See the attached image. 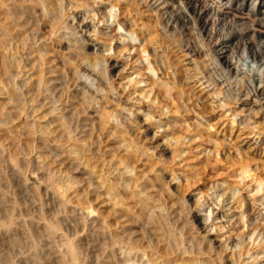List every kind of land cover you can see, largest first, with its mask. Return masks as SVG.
<instances>
[{
    "label": "rangeland",
    "instance_id": "rangeland-1",
    "mask_svg": "<svg viewBox=\"0 0 264 264\" xmlns=\"http://www.w3.org/2000/svg\"><path fill=\"white\" fill-rule=\"evenodd\" d=\"M1 1L0 6L2 7L0 8L10 13L8 8L20 0H4V3ZM26 1L30 4L38 2V0ZM79 1L63 0L62 2L60 10H63L62 14L68 17L70 21L76 15L77 17L92 16V13L95 11L92 10L93 4L90 3L94 0ZM96 1L98 2L96 6L102 8L105 13L107 12L106 14L110 12L112 4L119 6L111 10L112 14L116 12V18L110 15L108 17L110 27L105 29V32H109L111 36L115 35L114 40L111 42V45H114L111 50L107 42L109 40H106L107 36H97L93 32L91 33L92 35L88 32L84 36L88 40L89 45H85V43L81 44L80 34H78L79 38L76 36L75 39L71 35H68L71 37V41L68 42V38L62 36L66 32L64 29L60 30L59 36L62 37L58 40L54 39L51 43L48 33L50 28L48 27L53 23L54 17L53 13H50L52 11H47V8L42 5H38L35 8V13H33L35 19L33 18V21L26 25L27 30H22L21 32L24 36H27V34L32 35L31 28H35L40 36H44L45 38L47 36L49 39L47 41L48 49L51 50L52 56L55 51V53L57 51L65 53L66 56L69 55V52H73L77 56L78 52L85 49V51L90 52L91 58L94 61L98 59L99 64H96L98 66H95L94 70L98 71L99 75L95 72L91 77L94 81L91 78L88 81L93 82L92 84L90 83V86L96 90L98 87L97 79L101 80L103 78V84L106 85H103V91L106 94L104 93L105 95H103V91H101L102 93L99 92L101 95H97V100L99 99L98 101H100V98H103L104 101L101 99L100 103L95 100L93 101L95 104L93 102L91 104L96 105L100 109L101 104L107 107L111 103L114 107H118V109L116 107V110L119 112L118 115L122 114L124 116L121 115V118L119 117L121 121L126 122L127 119L129 120L127 124L129 123V126H132V135L139 140L142 151H149L143 155L144 157H141L140 163H137L139 169H144L143 171L148 174L147 188L144 190L145 193L143 190H140L142 189L140 186L135 188L132 185L131 188H128V180L133 174L132 172H127L122 166L119 173L122 174L124 172L123 176L125 178L119 179L121 180L119 183L121 182V189L125 188L123 191L124 201H119L121 204H116L119 199L116 201V198L112 199L107 193L105 186L103 188L99 173L102 169L105 172L108 168L106 165H108V161L110 160L106 162L105 160L112 159V156H104L105 150L113 154L112 148L114 147L105 135L99 136L97 133L95 138L88 135L86 137L87 140L81 142L82 144L92 142V149L96 155V159L99 158V168H102L99 171L93 168L94 162L91 165H86V163L83 165L82 163L85 162V158L83 161L78 159L76 151L72 156L73 152H71V149L75 150L73 145L67 147L66 151H52L50 149L52 145H54L53 147L57 146L54 140L57 132L53 133L52 130L55 129L57 121L63 117L64 112L56 113V115L54 113L47 114L51 111L49 108L52 106L48 104L45 106L46 108L43 107L47 113L42 112L43 109L34 113L29 104L23 107L19 101L11 98V91L19 90L28 99L30 95L29 91H27L28 86L30 83L35 82L36 77L33 75L32 65L29 63V66L25 68V75L21 73L17 76V70L10 67V70L3 75L5 82L0 81V264H124L125 260L122 257L119 246H124L125 244L135 245L137 255H139L136 258L137 264L141 263L139 259H144L145 263L149 261L150 258L147 255L144 256L145 250L150 257L156 256L167 259L170 264H263L264 252L260 254L258 260H254L253 258L257 254L256 252H259L257 244L260 240H257L256 246L252 244L247 245L249 237L246 239L248 236V233H246L243 237L245 243L247 242L246 246H244L245 253L242 256V261H238L240 246H237V250L234 251V244L239 245L237 239H235L237 235L235 233L230 234L227 230L232 227L235 219H239L241 213L244 211L243 207L238 208L239 205L234 200L241 194L246 196V192L248 191L247 195H250L256 187L254 182H249L251 180L250 177L245 180L249 182L246 186L242 177L238 176L240 164L248 161V171H251L255 176H260L264 182V91H260L258 95L254 94L256 89L260 90L264 87V52L262 53V58H256L249 49L243 48V43L238 45L236 44V40L233 41L232 46H230L231 50L229 51V55H232L231 65L226 64V62L224 63V66H227L230 70L228 72L221 63L224 59H219L215 55L216 53L212 51L218 50L222 45L217 44L210 47L205 36L201 33L200 26L191 18L181 0H166L169 3L168 6L164 3L158 5L159 2L154 3L155 0ZM226 2L227 0H208L213 9H218L222 13L225 12L227 16L225 21L220 22L216 27V30L221 31L220 33L223 35L230 34V31L240 32L244 36V41L252 42V44L257 46L264 45V24L261 21L262 19H258L262 15L260 13L257 14L259 7L264 9V0H230L227 4ZM237 5L239 6L236 8ZM177 9L184 15L186 24L175 18L174 10ZM240 10L243 12L241 14L243 18L234 17L233 13ZM91 18L88 17V22L91 21ZM97 19L98 17H95L96 22H99ZM118 21L125 23V26H119ZM72 22L74 23V21ZM99 24L100 27H103V23L99 22ZM16 29L19 30L20 27L16 26ZM44 31L46 32L44 33ZM120 33L126 35L128 40L138 36V39L134 40L133 43L140 48V51L146 45L147 51L142 53L140 51L136 52L135 50L128 51L124 49L123 52H117L118 49H115V46L118 44L120 45V49H123V44H120V40L117 43L115 41L119 39ZM93 46H95V50ZM107 47L108 50H106ZM5 52L0 51L1 72L5 70L4 65H11L10 60H14L15 56L19 60L26 56L23 51H19L18 55H9ZM76 59H78V56ZM107 62L108 65H105ZM85 64L86 62L83 60V66H90L88 63ZM74 65H72V72L69 71L73 77L75 76V81L77 78L85 80L86 78L84 77L83 79V77L77 75L78 73L74 74ZM62 70L63 76L69 72L64 71V69ZM140 73H144L141 75L149 74L155 81L161 77V81L169 82L173 89L171 93L174 95V98L176 96L175 101L177 102L181 98L178 103L180 110H182L175 114V118L171 117L173 114L169 113L168 108H165L166 106H162L163 98L158 93V89L152 88L149 83L147 84L148 81L136 83L141 78ZM47 77H51V75H47ZM208 80L216 82L217 85L211 84ZM113 88L116 90H113ZM151 88L154 90L150 94L152 98L150 96L143 98L144 96L141 92L143 90L149 91ZM4 89L6 93L2 92ZM180 90L182 91L180 92ZM216 90L217 92H215ZM70 92H74L75 95L79 93L74 90V87L70 89ZM87 95L90 96L89 93ZM158 95L159 98H162L160 102L158 100L152 102V99L156 96L158 97ZM8 97H10V100ZM72 101L76 106L75 102L77 99L73 98ZM111 104L107 109L114 108L110 107ZM148 106H151V110ZM74 110L76 109L73 108V112ZM152 111L153 113H151ZM131 112L133 114L130 115V120L127 114H131ZM95 113L97 112L94 109H88L87 113L83 116L90 117V119L95 118L97 121L99 113ZM59 114L62 115L60 116ZM152 114H155L153 118V122L155 121L154 126L148 120ZM38 119L42 122H39ZM174 119L176 120V124L175 130L172 131L168 126L174 124ZM111 121H113L111 122L112 124L117 123L116 118L111 119ZM167 121H169V125L166 124ZM133 122L137 125L135 123L131 125ZM26 129L30 131L27 132L28 134L26 133ZM29 134L30 136H28ZM173 135L174 137L179 136L180 139L178 141L180 142L174 139ZM104 139L108 140L105 141ZM100 145L102 146V150H100ZM37 148L38 151L36 150ZM116 161L114 158L111 164ZM104 164L105 166H103ZM89 166L92 167L89 168ZM81 168L84 169L81 170ZM119 173L115 171L111 175L106 173L105 176H108L112 180L115 175L116 177L118 176L117 178H120ZM182 177L184 178L183 180L181 179ZM187 181H189V186ZM63 183L64 185H62ZM57 187H61L62 189L59 188L58 191ZM242 188L245 191L241 190ZM63 189L64 191H62ZM65 189L68 190L66 191ZM163 189L166 191H163ZM185 189L188 190L185 191ZM163 192L166 196L165 194L163 195ZM60 194L64 195L61 196ZM99 197L100 199H98ZM147 197H149L148 200ZM167 197H171L172 199L169 198L171 199L169 200ZM82 198L89 201L85 200L88 205L84 202L87 207H89L90 203H93V207L97 208L95 215H86L88 209L85 207ZM141 198L146 201L144 203L138 202ZM113 200L115 203H113ZM147 201L150 202L148 203ZM259 202L255 205L256 208L253 207L251 213L257 219V225L264 227V208L258 206ZM81 204H84L85 208ZM137 204L138 207H136ZM173 204L174 206H172ZM152 205H155L154 207L156 208ZM187 214H189V218ZM237 215L238 217H236ZM192 216L195 217L193 218ZM246 219L244 218V222H246ZM163 223L166 227L161 225ZM220 224L226 225V230L224 228L220 232L219 227H217ZM240 230L247 232V226ZM257 233L255 236H257ZM169 239H171L170 241H174L175 246L173 245V241L172 244L170 242L167 243ZM201 246L202 248H200ZM137 248L142 252L140 251L141 253H139ZM249 248L250 252L248 253L247 249ZM196 259L197 261H195Z\"/></svg>",
    "mask_w": 264,
    "mask_h": 264
},
{
    "label": "bare ground",
    "instance_id": "bare-ground-1",
    "mask_svg": "<svg viewBox=\"0 0 264 264\" xmlns=\"http://www.w3.org/2000/svg\"><path fill=\"white\" fill-rule=\"evenodd\" d=\"M3 3H4V0H2ZM1 1V2H2ZM66 1V0H65ZM79 1V0H78ZM91 1V0H90ZM93 1V0H92ZM95 1V2H94ZM93 2H90L92 3V10H95L94 13H92V16H84V17H77L76 16H73L72 20L70 21L68 19V17H66L64 14H62L63 10L61 11L60 9L62 8V2L63 0H38V2H34V4H30L28 3L26 0H20L18 3H15L13 4L11 7H9V12H5L2 8H0V51H6L5 53L9 54V55H18L19 51H23V53H25L24 55L25 58L23 57L22 59L20 58L17 59L15 56L13 59L14 60H10L11 62V65H4L5 67V70L3 72L0 71V81L1 82H5L4 81V77L3 75L6 74L9 70H10V67L11 69H16L17 70V76H19L21 73H23L24 75L26 74L25 72V68H27L29 66V64H31V68L33 70V75L36 77V80L35 82L33 83H30L29 86H28V90L29 91V98L26 99L25 97V94L23 92H19V90H13L11 91V98H14L16 99L17 101L20 102L21 106H25L27 104H29L30 107H32V110L34 113H36L37 111H39L40 109H43V107L47 106L48 104H51L52 106L49 108L51 109L50 112H46V110H42V112H46L47 114H55L56 113H62L64 112V115L63 117H61L58 121H57V125L55 127L53 131L54 132H57V135L55 136V142L57 144V146L53 147L54 145H52V148H50L52 151H58V150H64L66 151L67 150V147L69 146H72L75 148V150H72L71 149V152H73L72 156L74 155V152L76 153V156L78 157V159H80L81 161H83V159L85 158V162L82 163L83 165L86 163V165H91L92 162L95 163L94 167L95 169H97V171L101 170L99 168V158L96 159V155L92 149V142L88 143V144H82L81 142L82 141H86V137L88 135H90L92 138H95L96 137V134L98 133V135H102V136H106L109 138V142H111V144L114 145V147L112 148V153H110V151H106L105 150V155L104 156H112L111 158L112 159H107L105 160L108 161V165H106L107 170H104L102 169L101 172L99 173V178H101V182H102V186L104 188L107 189V193L111 196L112 199L116 198L115 201L117 199H119L116 204H121L119 201H124V198H123V194H124V189H121L120 187V183L119 181H121L122 177H124V172L119 173L120 172V167H124V169L127 170V172H132V176L129 178V184L127 185L128 188H131L132 185L136 187H141L142 189L140 190H145V188H147V183H148V174L145 173V171H143L142 169H139V165H137V163L140 161L141 157L144 155V154H147V152H149L148 150L147 151H142V148L140 146V143H139V140H137V137H133L132 135V132H131V127L132 126H129V123L127 124V121H129L127 119L126 122L124 121H121L119 119V117L122 115L119 116L118 115V110H116V107H114L113 104L109 103V105L111 104L110 107H114L113 109H107V107L109 105H106L105 106H102L101 104V110L98 109L96 107V105H94L95 103L93 101H98L97 100V95L100 94L99 92L103 91L104 90V86L105 84H103V78L100 79H97L98 80V87L96 90L93 89V87H91L90 85L93 83L89 82V78H91L95 72H97L98 74V71H95L94 70V67L95 66H98L96 64H99V62L97 61L98 59L96 58V54H95V58L97 59L96 61H94L91 57V54L90 52L88 51H85V49L81 52H78V59L75 60V58L77 56H75L76 54H74L73 52H69V55L66 56V54L64 53H59L57 51V53L54 52V55L52 56V52L50 49H48V42L49 39H51V43L54 39H59L61 38L62 36L64 38H68V42L71 41V37L68 36V35H71L72 38L74 37V39L76 38H79L78 37V34H80V38L82 40L81 44L82 43H85L89 45V42L88 40L86 39V37L84 38V36L87 35L88 32H90L89 34H91L93 32V34L95 33L97 36L98 35H106V40H109L107 41L109 44V47H110V50L111 48H113V46L111 45V42L114 40V36H111L109 32H105V29L109 28L110 25H109V20H108V17L110 15L114 16V18H116L115 16V13L112 14L111 13V10L115 7H119L117 6V4H112L111 8H110V14H106L105 11L102 9V8H98L96 5H98L97 1L94 0ZM103 1V0H102ZM116 1V0H115ZM212 1V0H211ZM230 0H227V2H229ZM257 1V0H256ZM9 2V1H8ZM80 2V1H79ZM118 2V1H116ZM133 2V1H132ZM158 5L160 4H165L166 6L169 5V3L166 1V0H163L160 2V0H155L154 3H158ZM181 2L185 5L186 9L188 10V13L189 15L191 16V18L195 21L196 24H198L200 26V30H201V33L205 36V39L207 40V43L210 45V47H212L211 45H217V44H221L222 46L218 49V50H212L213 52H215L216 56L220 59H224V61H222V65L224 68L227 69V71L229 72L230 70L227 68V66L225 67L224 66V63L226 62V64L228 65H231V62H232V55H229V51L231 50L230 49V46H232V42L236 40V44L240 45L241 43H243V48L245 49H249L251 51V53L256 57V58H262V53L264 52V45H255V44H252V42H246L244 41V36L242 33L240 32H231L230 31V34L228 35H223L222 33H220L219 31L216 30V27L220 24V22H224L225 21V18H227L225 12L222 13L220 10L218 9H213L212 6H210V4L208 3V0H181ZM226 2V4H227ZM147 3V2H146ZM211 3V2H210ZM10 4V3H9ZM87 4V3H86ZM140 4V3H138ZM255 4V3H254ZM260 4H262V2H260ZM38 5H42L43 7L45 6L47 8V11H52L50 13H53V23L50 25V28L48 33H49V39L46 38L43 36H40L39 32L37 31V29L35 30V28H31L32 29V35L31 34H27V36H24L22 34V30H27L26 28V25L27 24H30L32 21H33V13H35V8L38 6ZM84 5V4H83ZM102 5V4H101ZM119 5V4H118ZM121 5V4H120ZM124 5V4H123ZM129 5V4H128ZM137 5V4H136ZM135 5V6H136ZM72 6V5H71ZM239 5L236 6V8L238 7ZM2 7V6H0ZM74 7V6H73ZM72 7V8H73ZM76 7V6H75ZM77 8V7H76ZM126 8V7H125ZM129 8V6H128ZM127 8V9H128ZM165 8V7H164ZM163 8V9H164ZM167 8V7H166ZM40 9V8H39ZM88 9V8H86ZM42 10V9H41ZM131 10V9H130ZM233 10V9H232ZM237 10V9H235ZM234 10V11H235ZM241 10H243L241 8ZM236 11L235 13H233L232 11H229L230 13H233L234 17H239V18H243L241 14H243L242 11ZM40 11V10H39ZM66 11V10H65ZM88 11V10H87ZM129 11V10H128ZM132 11V10H131ZM38 12V11H37ZM46 12V11H45ZM67 12V11H66ZM89 12V11H88ZM173 12V11H172ZM171 12V13H172ZM228 12V13H229ZM252 12H254V10H252ZM87 13V12H86ZM227 13V14H228ZM260 13L262 16H260V18L258 19H262L261 21L263 22L264 24V9H261L260 7L258 8V11H257V14ZM41 14V13H40ZM45 14V13H44ZM125 14V13H124ZM139 14V13H138ZM173 14V13H172ZM253 14V13H252ZM12 15V16H11ZM68 15V14H67ZM89 15V14H88ZM117 15V14H116ZM141 15V14H140ZM139 15V16H140ZM174 15H175V18L176 19H179L181 20L184 24H186L185 22V19H184V15L182 14L181 11H179L178 9L177 10H174ZM173 15V16H174ZM254 16V15H253ZM256 16V15H255ZM38 17V16H37ZM40 17V15H39ZM44 17V16H43ZM88 17H92L90 20V22H88ZM95 17H98L97 21H99L101 24L103 23V27H100V24L99 22H96L95 20ZM48 18V17H47ZM52 18V17H51ZM50 18V19H51ZM170 18V17H169ZM35 19V18H34ZM49 19V18H48ZM47 19V20H48ZM71 19V18H70ZM234 19V18H233ZM18 20V21H17ZM44 20V19H43ZM46 20V19H45ZM52 20V19H51ZM75 20H76V23H75ZM189 20V19H188ZM191 20V19H190ZM235 20V19H234ZM247 20V19H246ZM74 21V23L72 22ZM124 21V20H123ZM45 22V21H44ZM231 22V21H230ZM232 22H234L232 20ZM236 22V21H235ZM46 23V22H45ZM49 23V21H48ZM117 23V22H116ZM127 23V22H126ZM134 23V22H133ZM144 24V23H143ZM239 24V22H238ZM47 25V24H46ZM118 25L119 26H125V23L121 22V21H118ZM134 25V24H133ZM262 25V24H261ZM15 26V27H14ZM16 26H19L20 29L17 30L16 29ZM35 26V25H34ZM43 26V25H42ZM182 27V26H181ZM39 28V27H38ZM44 28V27H43ZM47 28V29H48ZM93 28V29H92ZM124 28V27H123ZM127 28V27H126ZM183 28V27H182ZM262 28V27H261ZM61 29H64L66 30V32H64V34H62V36L60 37V30ZM92 29V30H91ZM34 30V32H33ZM71 30V31H69ZM40 31V30H39ZM108 31V30H107ZM136 31V30H135ZM46 31H44L45 33ZM63 32V31H61ZM30 33V32H29ZM42 33V32H41ZM118 33V32H117ZM129 33V32H128ZM43 34V33H42ZM94 34V35H95ZM133 34V33H132ZM187 34V33H185ZM92 35V34H91ZM117 36V35H116ZM136 38H132L131 40H128L126 38V35H124L123 33H120L119 34V39L118 40H115L116 43L120 40V44L122 43L123 44V49L121 48L120 49V45L116 44L117 46H115V49L117 48V52H123V50H128V51H132V50H135L136 52L137 51H140L139 47H137L133 41L134 40H137L138 36H135ZM101 38V37H100ZM116 38V37H115ZM48 39V40H47ZM103 39V37H102ZM67 40V39H66ZM80 40V39H79ZM154 40V39H153ZM150 41V40H148ZM156 41V40H155ZM18 42V44H17ZM78 42V41H77ZM165 42V41H164ZM73 43V42H71ZM92 43V42H91ZM94 43V42H93ZM163 43V42H162ZM83 45V44H82ZM92 45V44H91ZM98 45V44H97ZM145 45V44H144ZM158 45V44H157ZM207 45V46H209ZM64 46V45H63ZM70 46V45H69ZM142 46V45H141ZM50 47V46H49ZM99 47V46H98ZM148 47V46H147ZM53 48V47H52ZM70 48V47H69ZM72 48V47H71ZM76 48V46H75ZM94 50H95V46H93ZM46 49H48V51H46ZM74 49V48H73ZM77 49V48H76ZM80 49V48H79ZM211 49V48H209ZM60 50V49H59ZM63 50V48H62ZM101 50V49H100ZM108 50V47L107 49ZM236 50V49H235ZM74 51V50H73ZM92 51V50H91ZM127 51V52H128ZM146 52V45L143 46L141 48V51L140 52ZM76 52V51H75ZM125 52V51H124ZM170 52V51H169ZM127 54V53H126ZM164 54V53H163ZM166 54V53H165ZM1 55V53H0ZM155 55V54H154ZM21 56V55H20ZM98 56V55H97ZM112 56V55H111ZM94 57V55H93ZM101 57V56H100ZM140 58H142L141 55H139ZM143 59V58H142ZM168 59V57H167ZM9 60V59H8ZM59 60V62H58ZM78 60V61H77ZM85 61L86 64L88 63V65L90 66H83L82 65V61ZM105 60V59H104ZM103 61V60H101ZM137 61V59H136ZM143 61V60H142ZM9 62V63H10ZM144 62V61H143ZM149 62V61H148ZM2 63V62H1ZM29 63V64H28ZM116 63V62H115ZM141 63V62H140ZM6 64V63H5ZM60 64V65H59ZM73 64H75L74 66V69L73 70L76 74L78 73L77 75H80V77H84L86 78L85 80H81L80 78H77V80L75 81V76L73 77L71 75V72H72V69H73ZM85 64V65H86ZM168 64V63H167ZM176 64V63H175ZM39 65V66H38ZM105 65H108V62L107 64ZM149 65V63H148ZM170 65V64H169ZM168 65V66H169ZM196 65V64H195ZM1 66V65H0ZM167 66V67H168ZM198 66V65H197ZM151 67V66H149ZM173 68V67H172ZM4 69V68H2ZM62 69H64V71L66 70L68 72L67 75L63 76L62 72L63 71ZM104 69V68H103ZM102 69V70H103ZM110 70V69H108ZM141 70V69H140ZM14 71V70H13ZM28 71V70H27ZM106 71V70H105ZM111 71V70H110ZM152 71V70H151ZM155 71V70H154ZM199 71V70H198ZM16 72V71H15ZM107 72V71H106ZM145 73V72H144ZM144 73H140L141 74H144ZM203 73V72H202ZM9 74V73H8ZM28 74V73H27ZM73 74V75H74ZM29 75V74H28ZM47 75H51V77H47ZM99 75V74H98ZM139 75V76H140ZM147 75V73H146ZM146 75H141L139 80L136 81V83H140L142 81H148L147 84L149 83V85L155 89H158V93L161 95V97L163 98V105L162 106H166L165 108H168L169 110V113L170 114H173L171 117L175 118V114L181 112L180 110V105H179V101H175V98L173 97L174 95H172L171 93V90L172 87L170 86L169 82L167 81H161L160 78H158V80H154L151 76H149V74L146 76ZM107 76V75H106ZM175 76V75H174ZM30 77V75H29ZM102 77V76H101ZM105 77V75H104ZM192 77V76H191ZM205 78V76H203ZM7 79V78H6ZM16 79H19V78H16ZM15 79V80H16ZM33 80V78H31ZM93 78H91L92 80ZM106 79V78H105ZM109 79V77H108ZM107 79V80H108ZM10 80V79H9ZM8 80V81H9ZM132 80V79H131ZM163 80V79H162ZM182 80V79H181ZM34 81V80H33ZM94 81V79L92 80ZM133 81V80H132ZM209 82H211L210 80H208ZM19 82V81H18ZM96 82V80H95ZM94 82V84H95ZM12 83V82H10ZM26 83V82H25ZM91 83V84H90ZM105 83V82H104ZM180 83V82H179ZM173 84V83H172ZM183 84V83H182ZM211 84H214V85H217L216 82H211ZM219 84V83H218ZM15 85V84H14ZM17 85V84H16ZM138 85V84H136ZM183 85H186V84H183ZM12 86V85H11ZM106 86V85H105ZM74 87V90L76 92H79L78 94L76 93V95L74 94V92H70V89ZM215 87V86H214ZM150 89L149 91H144L141 92L143 94V98H146V97H149L150 94H152V90L153 89ZM261 88V87H260ZM23 89V88H22ZM115 88H113L114 90ZM135 89V88H134ZM142 89V88H141ZM176 89V88H175ZM182 89V87H181ZM111 90V89H110ZM116 90V89H115ZM146 90V89H145ZM73 91V90H72ZM154 91V90H153ZM182 90H180L181 92ZM260 91H264V87H262L260 90H257L256 89V92L254 94H257L260 92ZM4 93L5 92V89L2 91ZM9 92V91H8ZM47 92V93H46ZM179 92V91H178ZM217 92V90L215 91ZM10 93V92H9ZM89 93L90 96H88L87 94ZM102 93V92H101ZM106 92L103 91V95H105ZM149 93V94H148ZM157 93V94H158ZM183 93V92H182ZM181 93V94H182ZM186 93V92H185ZM214 93V92H213ZM221 93V92H220ZM178 94V93H177ZM252 94V93H251ZM101 95V94H100ZM99 95V97H100ZM176 95V94H175ZM183 95V94H182ZM214 95V94H213ZM217 95V93H216ZM78 96H81V97H78ZM92 96V97H91ZM78 97V98H77ZM92 98V100H90V98ZM103 97V96H101ZM108 97V96H107ZM105 97V98H107ZM151 97V96H150ZM159 98V95L158 97L156 96L155 98L152 99V102L158 100L160 102V99L162 98ZM260 97V96H259ZM10 97H8L9 99ZM73 98H76L77 101L75 102L76 103V106L74 103H72V99ZM139 98V97H138ZM152 98V97H151ZM101 99L103 98H100V101ZM109 99V98H108ZM133 99V98H132ZM142 99V98H141ZM10 100V99H9ZM119 100V99H118ZM138 100V99H137ZM140 100V99H139ZM146 100V99H145ZM178 100V99H177ZM189 100V99H188ZM14 101V100H13ZM98 101V102H100ZM104 101V99L102 100ZM106 101V100H105ZM94 103V104H91V103ZM97 102V103H98ZM108 102V100H107ZM109 102H111L109 100ZM151 102V103H152ZM101 103V102H100ZM99 103V104H100ZM114 103V101H113ZM105 104V103H104ZM103 104V105H104ZM107 104V103H106ZM115 104V103H114ZM28 106V105H27ZM26 106V107H27ZM125 106V105H124ZM147 106V105H146ZM161 106V105H160ZM145 107V106H144ZM149 109L151 110V106H148ZM154 107V106H153ZM158 107V106H157ZM21 108V107H20ZM19 108V110H20ZM28 108V107H27ZM46 108V107H45ZM73 108H75L76 110H74L73 112ZM127 108V107H126ZM18 109V108H17ZM88 109H94L97 113H99V116L97 115V118L98 120L96 121V119L92 118L90 119V117H84L83 115L87 113ZM118 109V107H117ZM128 109V108H127ZM18 110V111H19ZM153 110V109H152ZM17 111V110H16ZM131 111V110H130ZM155 112V110H153ZM153 111L151 113H153ZM164 111V109H163ZM32 112V113H33ZM41 112V113H42ZM123 112V111H121ZM161 112V111H160ZM168 112V111H167ZM184 112V111H183ZM31 113V114H32ZM95 113V114H97ZM168 113V114H169ZM240 113V112H239ZM19 114V112H18ZM25 114V113H23ZM92 114V113H91ZM133 112H131V114H127L128 115V118H130L131 120V116ZM165 114V113H164ZM163 114V115H164ZM182 114V113H181ZM60 115V114H59ZM62 115V114H61ZM60 115V116H61ZM78 115V116H77ZM162 115V116H163ZM179 115V114H178ZM236 115H238L236 113ZM16 116V115H15ZM22 116V115H21ZM27 116V115H26ZM33 116V115H32ZM38 116V115H37ZM47 116V115H46ZM59 116V117H60ZM123 116V115H122ZM155 114H152L148 120L150 121V123L154 126L155 124V121L153 122V118H154ZM17 117V116H16ZM25 117V116H24ZM58 117V116H57ZM124 117V116H123ZM158 117V116H157ZM116 118L117 119V123L116 124H112L111 122V119H114ZM121 118V117H120ZM126 118V117H125ZM156 118V117H155ZM168 118V117H167ZM166 118V119H167ZM180 118V117H179ZM172 119V118H171ZM39 120V119H38ZM120 120V121H119ZM123 120V119H122ZM164 120V119H163ZM163 120H161L163 122ZM37 121V120H36ZM44 121V120H43ZM48 121V120H47ZM116 121V120H115ZM137 121V120H136ZM143 121V120H142ZM174 121V124L171 126H168L170 127V129L172 131L175 130V119L173 120ZM242 121V120H241ZM38 122V121H37ZM39 122H42L39 120ZM183 122V120H182ZM247 122V121H246ZM24 123V122H23ZM30 123V122H29ZM34 123V122H33ZM135 122H133L131 125H133ZM178 123V122H177ZM180 123V122H179ZM43 124V123H42ZM136 124V123H135ZM169 125V121H167V123ZM181 124V123H180ZM23 125V124H21ZM37 125V124H36ZM44 125V124H43ZM137 125V124H136ZM157 125V124H156ZM40 126V125H39ZM47 126V125H45ZM48 126H50L48 124ZM151 126V125H150ZM263 126V125H262ZM137 127V126H136ZM146 127V126H145ZM167 127V126H166ZM248 127V126H247ZM18 128H20L18 126ZM27 128V127H26ZM40 128V127H39ZM47 128V127H46ZM22 129V128H21ZM143 129V128H142ZM113 130V131H111ZM134 130V128H133ZM139 130V129H138ZM141 130V129H140ZM165 130V129H164ZM198 130V129H197ZM107 131H111V132H107ZM143 131V130H142ZM141 131V132H142ZM149 131V130H148ZM187 131V130H186ZM21 132V131H20ZM27 132H30V131H27L26 129V133ZM144 132V131H143ZM178 132V131H177ZM191 132V131H190ZM194 132V131H193ZM25 133V134H26ZM50 133V132H49ZM21 134V133H20ZM24 134V133H23ZM28 134V133H27ZM184 134V133H183ZM21 136V135H20ZM30 136V134L28 135ZM26 136V137H28ZM32 136V135H31ZM77 136V137H75ZM189 136V135H188ZM195 136V135H194ZM50 137V136H49ZM90 137V139H91ZM140 137V135H139ZM166 137V136H165ZM174 137V135H173ZM33 138V137H32ZM47 138V136H46ZM186 138V137H185ZM193 138V137H191ZM26 139V138H25ZM38 139V138H37ZM174 139H176L177 141L180 139L179 136H176L174 137ZM173 139V140H174ZM31 140V139H30ZM34 140V138H33ZM43 140V138H42ZM54 140H51V141H54ZM93 140V139H92ZM105 140V139H104ZM108 140V139H107ZM105 140V141H107ZM172 140V139H171ZM169 141V140H168ZM35 142V140H34ZM142 142V141H140ZM171 142V141H170ZM169 142V144H170ZM180 142V141H178ZM51 143V142H50ZM101 144V143H100ZM104 144V143H103ZM109 144V143H108ZM143 144V143H142ZM181 144V143H180ZM46 145V144H44ZM43 145V146H44ZM110 145V144H109ZM111 145V146H113ZM173 145V144H172ZM27 146V145H26ZM42 146V145H41ZM104 146V145H103ZM170 146V145H169ZM174 146V145H173ZM172 146V147H173ZM179 146V144H178ZM49 147V146H47ZM98 147V146H97ZM100 150H102V146L100 145ZM105 147V146H104ZM157 147V146H156ZM181 147V146H180ZM179 147V148H180ZM155 148V147H154ZM29 149V148H28ZM31 149V148H30ZM46 149V148H45ZM97 149V148H96ZM95 149V150H96ZM105 149V148H104ZM145 149H148V148H145ZM181 149V148H180ZM32 150V149H31ZM35 151V149H33ZM38 151V148L36 149ZM47 150V149H46ZM49 150V149H48ZM155 151V150H154ZM158 151V150H157ZM163 151V150H162ZM43 152V151H42ZM55 153V152H54ZM67 153V152H66ZM65 153V154H66ZM218 153V152H217ZM216 153V154H217ZM60 154V153H59ZM71 155V153H69ZM151 154V153H149ZM154 154V153H153ZM39 155V154H38ZM58 155V154H57ZM155 155V154H154ZM177 155V153H176ZM68 156V154H67ZM85 156V157H84ZM61 157V156H60ZM71 157V156H70ZM99 157V156H98ZM144 157V156H143ZM152 157H154L152 155ZM151 157V158H152ZM54 158V157H53ZM57 158V157H56ZM67 158V157H66ZM105 158V157H104ZM114 158L115 160H117L115 163V167H114V163L111 164L113 161H114ZM38 159V158H37ZM231 159V158H229ZM67 160V159H66ZM146 160V159H145ZM52 161V160H51ZM148 161V160H146ZM241 161V159H240ZM65 162V161H64ZM238 162V161H237ZM248 162V161H247ZM247 162L245 161L244 163H241L240 164V167H239V175L240 177H242V180L244 181V184L247 186L248 183L250 182H254L256 184V187H255V190L249 195H247V193L249 192H246V196L241 194L239 197H237L236 201L238 203V208L239 207H243L244 208V211L241 213L239 219H235L234 223L232 224V227L231 228H228L227 232H230L231 233H235L237 235V241L239 243V245H235L234 244V251L237 250V246H240L239 247V256H238V261H242V256L244 255L245 253V250H244V246H246V243H245V240L243 239L244 235L246 233H248V236L246 237V239L249 237V240H248V243L247 245H255L257 240H260V242L257 244L259 246V252H256L257 254L253 257L254 260H258L260 258V254L264 252V227H261V226H258V221L257 219H255L252 215V211H253V207H255V205L259 202L258 206H260L261 208H264V185H263V179L260 177V176H255L254 174L251 173V171H248L247 167H248V164ZM79 163V161H78ZM140 163V162H139ZM144 163V162H142ZM146 163V162H145ZM151 163V162H149ZM246 163V164H245ZM62 164V163H61ZM60 164V165H61ZM69 164V163H68ZM103 164V162H102ZM100 164V165H102ZM106 164V163H105ZM105 164L103 166H105ZM142 165V164H140ZM146 165V164H145ZM149 165V164H148ZM251 165V164H249ZM63 166V165H62ZM68 166V165H67ZM66 166V168H67ZM72 166V165H71ZM70 166V167H71ZM237 166V165H236ZM69 167V169H70ZM92 167V166H89V168ZM251 167V166H250ZM55 168V167H54ZM249 168V167H248ZM52 169V168H51ZM68 169V170H69ZM79 169V168H78ZM84 169V168H83ZM81 168V170H83ZM151 169V168H150ZM66 170V169H64ZM67 170V171H68ZM72 170V169H71ZM122 170V169H121ZM149 170V168H148ZM79 171V170H78ZM115 171H118V173L120 174V178H117L116 175L114 176V178L112 180L109 179L108 176H105L106 173H109L110 175L113 174ZM125 171V170H123ZM150 171V170H149ZM235 171V170H234ZM74 172V171H73ZM84 172V171H83ZM82 172V173H83ZM126 172V173H127ZM172 172V171H171ZM256 172V171H255ZM95 173V172H94ZM92 173V174H94ZM125 173V174H126ZM128 173V174H129ZM85 174V173H84ZM238 174V173H237ZM63 175V174H62ZM95 175V174H94ZM161 175V174H160ZM55 176V175H54ZM83 176V175H82ZM81 176V177H82ZM98 176V175H97ZM96 176V177H97ZM152 176V175H151ZM77 177V176H76ZM127 177V176H126ZM236 177V176H235ZM251 178V180L249 182H246V178ZM54 178V177H53ZM98 178V179H99ZM125 178V177H124ZM190 178V177H189ZM237 178V177H236ZM235 178V179H236ZM50 179V177H49ZM81 179V178H80ZM84 179V178H83ZM121 179V180H119ZM182 180L184 179L183 177L181 178ZM238 179V178H237ZM61 180V179H60ZM68 180V179H67ZM157 180V179H156ZM173 180V179H172ZM50 181V180H49ZM55 181V180H54ZM69 181V180H68ZM79 181V180H78ZM186 181V180H185ZM53 182V181H52ZM56 182V181H55ZM62 182V181H61ZM86 182V181H85ZM157 182V181H155ZM164 182V181H163ZM167 182V181H166ZM188 182V186L190 185L189 184V181ZM54 183V182H53ZM236 183V182H235ZM95 184V183H94ZM100 184V183H99ZM126 184V183H125ZM170 184V183H169ZM239 184V183H238ZM54 185V184H53ZM64 185V183L62 184ZM66 185V184H65ZM101 185V184H100ZM162 185V184H161ZM241 185V184H240ZM70 186V185H68ZM169 186V185H168ZM184 186V185H183ZM253 186V185H252ZM250 186V187H252ZM54 187V186H53ZM65 187V186H64ZM83 187V186H82ZM90 187V186H89ZM152 187V186H150ZM155 187V186H154ZM186 187V186H184ZM192 187H194L192 185ZM243 187V185H242ZM249 187V186H248ZM58 188V187H57ZM61 188V187H59ZM59 188H58V191H59ZM73 188V187H72ZM100 188V186H99ZM102 188V187H101ZM127 188V189H128ZM134 188V187H133ZM187 188V187H186ZM191 188V187H190ZM50 189V188H49ZM52 189V188H51ZM62 189V188H61ZM81 189V188H80ZM170 189V188H169ZM66 191L68 189H65ZM105 190V189H104ZM138 190V188H137ZM188 190V189H185V191ZM241 190L245 191L244 188H242ZM240 190V191H241ZM64 191V189L62 190ZM101 191V190H100ZM163 191H166L165 189H163ZM242 191V192H243ZM78 192V191H77ZM81 192V191H80ZM63 193V192H62ZM71 193V192H70ZM88 193V192H87ZM143 193V192H142ZM145 193V191H144ZM154 193V192H153ZM152 193V194H153ZM169 193V192H168ZM245 193V192H244ZM74 194V193H73ZM76 194V193H75ZM135 194V193H134ZM149 194V193H148ZM165 193L163 192V195ZM170 194V193H169ZM61 196L64 195V194H60ZM93 195V194H91ZM90 195V196H91ZM128 195V194H127ZM150 195V194H149ZM160 195V194H159ZM162 195V197H164ZM70 196V195H69ZM79 196V194H78ZM82 196V195H81ZM84 196V195H83ZM87 196V195H86ZM96 196V194H95ZM101 196V195H100ZM129 196V195H128ZM166 196V194H165ZM168 196V195H167ZM170 196V195H169ZM175 196V195H174ZM177 196V195H176ZM179 196V195H178ZM221 196V195H220ZM153 197V195H152ZM150 197V198H152ZM172 197H173V194H172ZM75 198V197H74ZM74 198H71V199H74ZM78 198V197H77ZM80 198V197H79ZM85 198V197H84ZM90 198V197H89ZM97 198V197H96ZM95 198V199H96ZM149 197H147V200H148ZM157 198H158V195H157ZM165 198V197H164ZM168 198V197H167ZM171 198V197H169ZM168 198V199H169ZM83 199V198H82ZM100 199V197L98 198ZM97 199V200H98ZM143 198L139 199L138 202H142L144 203L146 200H142ZM145 199V198H144ZM172 199V198H171ZM169 199V200H171ZM235 199V198H234ZM55 200V199H54ZM84 200V199H83ZM87 200V199H85ZM85 200L83 201V203L85 202ZM110 200V199H109ZM150 200V199H149ZM152 200V199H151ZM155 200V199H154ZM163 200V199H162ZM168 200V201H169ZM178 200V199H177ZM181 200V198H180ZM80 201V199H79ZM88 201V200H87ZM111 201V200H110ZM114 201V200H113ZM115 201L113 203H115ZM126 201V200H125ZM128 201V200H127ZM157 201V200H156ZM167 201V200H166ZM257 201V202H256ZM89 202V201H88ZM130 202V201H129ZM148 202V201H147ZM150 202V201H149ZM148 202V203H149ZM153 202V201H152ZM176 202V201H174ZM81 203V202H80ZM87 204V202H85ZM84 203V204H85ZM95 203V202H94ZM128 203V202H127ZM136 203V202H135ZM134 203V204H135ZM159 203V202H157ZM162 203V202H161ZM181 203V202H180ZM205 203V202H204ZM83 204V205H84ZM85 204V207H87V205ZM91 204V203H90ZM89 204V207H87V213L86 215H95V213L97 212L96 209L93 207V203L90 205ZM150 204H153V203H150ZM166 204V202H165ZM178 204V203H177ZM235 204V203H234ZM82 205V204H81ZM82 205V206H83ZM114 205V204H113ZM131 205V204H130ZM130 205H127V206H130ZM157 205V204H155ZM154 205V206H155ZM159 205V204H158ZM157 205V206H158ZM212 205V204H211ZM210 205V206H211ZM118 206V205H117ZM123 206V205H122ZM125 206V205H124ZM126 206V207H127ZM135 206V205H134ZM143 206V205H142ZM153 206V205H152ZM153 206V207H154ZM174 206V204L172 205ZM81 207V206H80ZM84 207V206H83ZM84 207V208H85ZM136 207H138V204L136 205ZM145 207V206H144ZM180 207V206H178ZM186 207V206H185ZM130 208V207H129ZM143 208V207H142ZM156 208V207H154ZM160 208V207H159ZM236 208V207H235ZM234 208V209H235ZM139 209V208H138ZM148 209V208H147ZM86 210V209H85ZM116 210V209H115ZM132 210V209H131ZM149 210V209H148ZM147 210V211H148ZM166 210V208H165ZM168 210V208H167ZM78 211V210H77ZM82 211V210H81ZM80 211V212H81ZM169 211V210H168ZM257 211V210H256ZM263 211V210H262ZM123 212V211H122ZM241 212V211H240ZM261 212V211H260ZM83 213V212H82ZM117 213V212H116ZM130 213V212H129ZM168 213V212H167ZM184 213V212H183ZM213 213V212H212ZM255 213V212H254ZM211 214V213H210ZM235 214V213H234ZM263 214V213H262ZM84 215V214H82ZM126 215V213H125ZM186 215V214H185ZM189 214H187L188 216ZM260 215V214H259ZM147 216V215H146ZM158 216V215H157ZM183 216V215H182ZM132 217V216H131ZM135 217V216H134ZM150 217V215H149ZM193 217V216H192ZM195 217V216H194ZM193 217V218H194ZM210 217V216H209ZM238 217V215L236 216ZM87 218V217H86ZM125 218V217H124ZM130 218V217H129ZM138 218V217H137ZM189 218V216H188ZM217 218V217H216ZM244 218H247L246 219V222H244ZM163 220V218H161ZM130 220V219H129ZM137 220V219H136ZM156 220V219H155ZM89 222V221H88ZM111 222V221H110ZM122 222V221H121ZM128 222V221H127ZM162 222V221H161ZM156 223H159V222H156ZM195 223V222H194ZM261 223V222H260ZM259 223V225H260ZM119 224V223H118ZM117 224V225H118ZM146 224V223H145ZM91 225V223H90ZM159 225V224H158ZM162 226L165 224H161ZM178 225V224H177ZM147 226V225H146ZM152 226V225H151ZM216 226V225H215ZM247 226V232H245L244 230H240L241 228L243 227H246ZM175 227V226H174ZM219 227V231H223L225 227H227L226 225H223V224H220V226H217ZM260 227V229H259ZM94 228V227H93ZM153 228V227H152ZM88 229V228H87ZM95 230V229H94ZM155 230V229H154ZM226 230V228H225ZM160 231V230H159ZM183 231V229H182ZM217 231V230H216ZM253 231V232H252ZM166 232V231H165ZM196 232V231H195ZM252 232V233H251ZM256 232L257 233V236L256 235ZM169 234V233H168ZM228 234V233H227ZM163 236V235H162ZM169 236V235H167ZM233 237V236H232ZM132 238V237H131ZM137 239V238H136ZM218 239V238H217ZM168 240V239H167ZM171 239H169V241L167 243H171L172 244V241H170ZM233 240V239H232ZM124 242V241H123ZM143 242V240H142ZM189 242V241H188ZM131 243V241H130ZM191 243V242H190ZM161 244V243H160ZM230 244V243H229ZM124 245V244H123ZM173 245L175 246L174 244V241H173ZM119 246V245H118ZM172 246V245H171ZM233 246V245H232ZM256 246V245H255ZM120 247V251H121V254H122V257L124 258L125 260V263L124 264H137L136 263V258L139 256L137 255V252H136V247L135 245H124V246H119ZM140 248V246H138ZM144 247V246H143ZM168 248V247H167ZM202 248V246L200 247ZM248 248V247H247ZM138 249V248H137ZM153 249V248H152ZM157 250V248H155ZM166 249V248H165ZM228 249V248H227ZM233 249V248H231ZM252 249V248H251ZM119 250V249H118ZM145 250V249H143ZM149 250V249H148ZM190 250V249H189ZM193 250V249H192ZM254 250V249H252ZM73 251H74V248H73ZM119 251V252H120ZM141 251V250H140ZM138 249V252L141 253ZM146 251V250H145ZM144 251V256H148L150 259L148 262L145 263L144 259H139V262L140 264H170V262L167 260V259H162L160 257H150V255H148L146 252ZM158 251V250H157ZM168 251H170L168 249ZM178 251V250H177ZM190 252H193V251H190ZM199 252V251H198ZM247 252L249 253L250 252V248L247 249ZM117 253V252H116ZM160 253V252H158ZM200 253V252H199ZM218 253V252H217ZM162 254V253H161ZM170 254V253H169ZM193 254V253H192ZM202 254V253H201ZM253 254V253H252ZM76 255V254H75ZM164 255V254H163ZM213 255V253H212ZM236 255H238L236 253ZM248 255V254H247ZM121 256V255H120ZM183 256V255H182ZM196 256V255H195ZM221 256V255H220ZM223 256V255H222ZM120 258V257H119ZM148 259V258H146ZM145 259V260H146ZM199 259V258H198ZM222 259V258H221ZM261 260V259H260ZM264 260V258H263ZM122 261V259H121ZM138 261V260H137ZM197 261V259L195 260ZM191 262V261H189ZM237 262V261H236ZM180 263V262H179ZM184 263V262H183ZM194 263V262H193ZM224 263V262H223ZM264 264V263H263Z\"/></svg>",
    "mask_w": 264,
    "mask_h": 264
}]
</instances>
